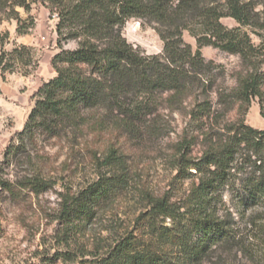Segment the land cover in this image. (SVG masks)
Wrapping results in <instances>:
<instances>
[{
    "label": "trees",
    "instance_id": "trees-1",
    "mask_svg": "<svg viewBox=\"0 0 264 264\" xmlns=\"http://www.w3.org/2000/svg\"><path fill=\"white\" fill-rule=\"evenodd\" d=\"M34 3L58 20L59 52L52 59L56 76L33 95L26 124L3 155L7 168L22 156L31 159L53 141L72 148L74 140L109 128L131 136L160 134L158 119L165 106L171 112L186 111L189 119L172 190L162 196L143 193L145 209L133 230L114 235L111 243L94 240L95 251L80 242L83 230L129 185L125 162L112 149L104 164L117 173L61 195L56 238L64 250L56 254L58 259L64 264H206L218 257L215 264H230L237 249L262 264L256 243L264 245V130L247 124L246 116L258 101L264 118V41L256 45L252 39V34L262 38L255 29H264V3L0 0V15L17 21L19 36L27 35L29 27H23L17 9L29 13ZM227 18L238 26L226 27L222 21ZM133 19L155 29L164 44L162 54L148 55L127 40L123 31ZM245 27L251 31L244 32ZM186 33L196 40L197 50L185 41ZM4 39L0 35L3 46ZM70 41L77 43L75 49L65 48ZM204 47L240 57L244 73L237 88H218L219 66L203 56ZM38 65L31 47L2 48L0 80L12 74L28 77ZM198 145L202 148L194 156ZM41 177L37 172L18 184L40 194L46 188ZM190 181L196 185L185 190ZM0 192L18 194L16 184L4 179ZM240 221L244 228L238 227Z\"/></svg>",
    "mask_w": 264,
    "mask_h": 264
},
{
    "label": "rangeland",
    "instance_id": "rangeland-1",
    "mask_svg": "<svg viewBox=\"0 0 264 264\" xmlns=\"http://www.w3.org/2000/svg\"><path fill=\"white\" fill-rule=\"evenodd\" d=\"M254 1L264 3V0ZM17 11L23 20V27H29L28 34L19 36L17 21L7 20L0 15V35L5 37L4 46L0 42V53L2 48L11 51L15 45L28 46L33 49L39 65L28 77L12 74L8 75L7 81L0 80V179L13 181L18 191L14 197L6 193L1 195L0 192V264H64L56 256L59 251L64 250L56 238L60 228L57 217L61 195L67 192L77 193L97 182L100 177L117 173L116 168L104 164L109 150L112 149L125 162L123 170L128 173L129 185L83 230L80 242L87 250L95 251L94 240L102 239L111 243L114 235L133 230L136 218L145 209L143 193L162 196L172 190L178 147L185 130L189 128V119L186 111L171 112L165 106L158 119L162 130L160 134L131 136L118 129L109 128L100 135L91 133L87 137L74 140L72 148L65 141H53L46 144L45 149L34 152L31 159L22 156L7 168L3 164V155L10 142L23 130L34 106L33 95L45 82L56 76L52 59L59 52L56 16L50 19L49 11L40 3H34L29 13L21 8ZM222 22L228 28L238 26L230 18L223 19ZM242 30L251 31L247 27ZM255 30L262 38L252 34L253 42L261 45L264 41V29ZM123 33L132 45L148 55L163 53L164 44L152 26L133 19L127 22ZM184 39L197 50L194 38L186 33ZM76 47L75 41L65 44L66 49ZM202 54L219 66L215 71L219 75L218 88L227 89L229 92L237 88L239 76L244 73L240 57L213 47L202 48ZM261 69L264 73V64ZM234 117V112L229 115L231 119ZM246 122L264 130V118L260 115L258 101L253 103ZM201 148V145L195 147L194 156H198ZM37 172L42 174L41 178L46 183L43 192L36 194L29 189H22L18 183ZM195 185L196 182L190 181L185 184V190H190ZM225 201L227 208H230L231 203L227 197ZM231 211L237 216L234 208ZM167 225H171V220H167ZM238 227L244 228L243 222L240 221ZM256 245L259 247V257H263L260 261L264 264V245ZM235 254L238 255L237 258H234ZM230 257V264H256L238 253L237 249ZM219 261L215 257L206 264Z\"/></svg>",
    "mask_w": 264,
    "mask_h": 264
}]
</instances>
